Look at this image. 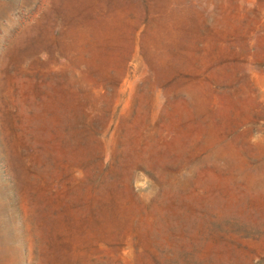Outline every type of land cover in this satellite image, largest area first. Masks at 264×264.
Instances as JSON below:
<instances>
[{
	"label": "rangeland",
	"instance_id": "1",
	"mask_svg": "<svg viewBox=\"0 0 264 264\" xmlns=\"http://www.w3.org/2000/svg\"><path fill=\"white\" fill-rule=\"evenodd\" d=\"M0 264H264V0H0Z\"/></svg>",
	"mask_w": 264,
	"mask_h": 264
},
{
	"label": "water",
	"instance_id": "2",
	"mask_svg": "<svg viewBox=\"0 0 264 264\" xmlns=\"http://www.w3.org/2000/svg\"><path fill=\"white\" fill-rule=\"evenodd\" d=\"M145 179H143L142 181H139V183H144Z\"/></svg>",
	"mask_w": 264,
	"mask_h": 264
}]
</instances>
